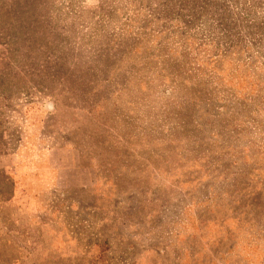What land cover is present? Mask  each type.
Masks as SVG:
<instances>
[{"label": "rangeland", "instance_id": "1", "mask_svg": "<svg viewBox=\"0 0 264 264\" xmlns=\"http://www.w3.org/2000/svg\"><path fill=\"white\" fill-rule=\"evenodd\" d=\"M0 264H264V0H0Z\"/></svg>", "mask_w": 264, "mask_h": 264}]
</instances>
